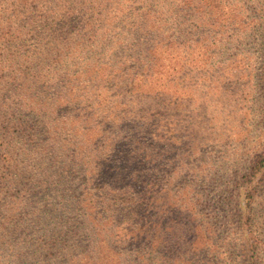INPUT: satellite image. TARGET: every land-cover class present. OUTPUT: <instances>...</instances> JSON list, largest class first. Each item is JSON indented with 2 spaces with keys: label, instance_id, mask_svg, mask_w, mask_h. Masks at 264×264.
Returning a JSON list of instances; mask_svg holds the SVG:
<instances>
[{
  "label": "trees",
  "instance_id": "16d2710c",
  "mask_svg": "<svg viewBox=\"0 0 264 264\" xmlns=\"http://www.w3.org/2000/svg\"><path fill=\"white\" fill-rule=\"evenodd\" d=\"M182 1L190 22L175 0H0V264H218L203 156L241 161L247 114L264 120L225 53L255 21L235 0ZM248 157L226 238L251 236L235 252L264 264V142ZM51 175L72 204L28 220L27 188Z\"/></svg>",
  "mask_w": 264,
  "mask_h": 264
},
{
  "label": "rangeland",
  "instance_id": "374dc122",
  "mask_svg": "<svg viewBox=\"0 0 264 264\" xmlns=\"http://www.w3.org/2000/svg\"><path fill=\"white\" fill-rule=\"evenodd\" d=\"M175 1L177 9L184 13L176 19L177 22L184 20L190 22L187 15H191L192 13L186 10L187 5L182 0ZM234 4L239 7L243 4L252 21H255L254 29L248 34L247 32L245 33V30L238 29L237 32L239 33L238 38L240 39V42H230L228 46H225L228 48L225 53L227 55L234 54L235 57L231 58L243 60L245 64L249 66V70L252 73V81L249 82V87L255 93L246 94L245 107L248 112L250 108L253 112L259 114L260 112L263 113L262 108L264 106V0H235ZM193 22L195 21L193 20ZM128 55L129 54H127V56ZM231 100L232 103L235 101L234 98ZM248 118V125H250L249 130L252 131L248 141L243 143L246 147L241 152L243 153L241 161L239 159H234L233 157H227L218 161L216 156H214V158L212 157L213 155L211 156L210 154H204L203 156L212 169V173H209L207 177L208 180L211 178L208 190L211 197H206L205 200H207L208 206L213 204L212 212L216 216L215 220L219 226L217 227L218 231H220V228L221 231H226L221 237V242L217 243V247L221 249V253L218 255V264H246L248 262L247 257L238 256L239 253L235 252L236 249H234L233 245L240 242L241 244L239 246L242 245L243 248L247 250L252 241H254L251 236L247 234L245 235V239L241 237L240 234L236 236L238 241L236 243H231L229 237L226 238L228 234L230 235V233L234 231L233 229L236 227L235 225L239 222V217L245 213L244 199H242V197L239 201L240 209L238 208L240 213L234 206V203L237 202V193L239 191L243 192L244 188L241 187L239 189L237 187V175L240 174L241 177V174L246 172L245 170L249 164L248 152L254 148V146L264 142V120L259 123V119L256 117L255 113L251 114L250 117L249 114H247L246 124ZM229 151H231V149H229ZM208 172L211 171L208 170L207 173ZM62 179L63 178L54 175H51L50 178L36 176L35 180L37 181V186H29L27 188L30 191L26 196V203L28 204V220L31 218L34 219L36 215H40L42 220L46 217L52 218V214L56 219H58L61 214L65 215L62 209L63 207L66 208L68 204H72V194L70 195L69 193V185H66L65 190L67 191H65V195L61 194V186L64 185ZM44 181L46 183H44ZM258 191H260V194L256 200H258L259 203L254 205L253 213L255 214V217L253 218L251 215V231L253 232V237H255V246L264 250V205H262V208L261 206H258L260 203L264 202V197L262 198L264 185L259 187ZM228 202H230L233 207H229L227 205ZM246 212H248L247 209ZM56 223H58V221L55 223L46 222L43 226L56 227ZM40 232L39 236L42 234ZM256 234L259 237L257 242ZM52 251L56 252L55 250Z\"/></svg>",
  "mask_w": 264,
  "mask_h": 264
}]
</instances>
